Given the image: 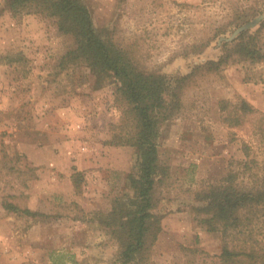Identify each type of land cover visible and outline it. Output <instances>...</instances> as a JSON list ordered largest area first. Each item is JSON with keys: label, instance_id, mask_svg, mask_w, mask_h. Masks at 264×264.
Returning a JSON list of instances; mask_svg holds the SVG:
<instances>
[{"label": "rangeland", "instance_id": "1", "mask_svg": "<svg viewBox=\"0 0 264 264\" xmlns=\"http://www.w3.org/2000/svg\"><path fill=\"white\" fill-rule=\"evenodd\" d=\"M84 1L95 28L139 68L169 76L217 59L222 38L264 16V0ZM258 38L264 53V28ZM74 47L55 17L0 0V264H118L120 244L100 222L133 194L136 153L118 142L132 120L113 78L61 64ZM241 99L254 111L233 125L221 102ZM157 146L169 176L153 190L161 230L142 264H219L225 238L235 247L263 242L260 212L249 215L250 229L225 237L193 207L196 191L230 172L240 187L264 179V59L198 72ZM4 198L49 216L7 213Z\"/></svg>", "mask_w": 264, "mask_h": 264}, {"label": "trees", "instance_id": "2", "mask_svg": "<svg viewBox=\"0 0 264 264\" xmlns=\"http://www.w3.org/2000/svg\"><path fill=\"white\" fill-rule=\"evenodd\" d=\"M6 4L13 12L34 7L53 16L59 31L74 37L75 47L65 53L61 64H83L92 74L116 81L133 127V131L118 142L134 148L137 172L136 175H128L133 194L116 199L106 219L100 223L120 244L118 264H142L161 230V217L153 212V190L157 182L169 176V165L161 161L157 146L160 126L178 114L182 90L198 72H217L232 62L258 63L264 59V53L258 46L264 16L238 26L232 37L222 38L223 50L217 59L195 64L185 74L169 76L139 68L128 52L106 35L105 30L95 28L84 0H6ZM254 24L258 27L252 31ZM221 109L231 116L233 125L242 123V117L254 111L242 99L233 104L222 101ZM194 199L198 202L193 207L196 215H200L198 222L208 231H222L225 237L227 233H244L252 224L249 215L260 212L264 216V179L251 186L240 187L236 175L230 172L219 182L196 191ZM1 206L7 213L30 218L49 216L21 208L7 198L2 200ZM89 220L93 221L94 217ZM229 242L224 239L218 256L219 264H264V240L251 238L240 247L230 246Z\"/></svg>", "mask_w": 264, "mask_h": 264}]
</instances>
